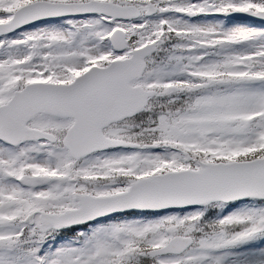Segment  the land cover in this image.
Returning <instances> with one entry per match:
<instances>
[{"label": "snow or ice", "instance_id": "6c2138e0", "mask_svg": "<svg viewBox=\"0 0 264 264\" xmlns=\"http://www.w3.org/2000/svg\"><path fill=\"white\" fill-rule=\"evenodd\" d=\"M0 264H264V0H0Z\"/></svg>", "mask_w": 264, "mask_h": 264}]
</instances>
